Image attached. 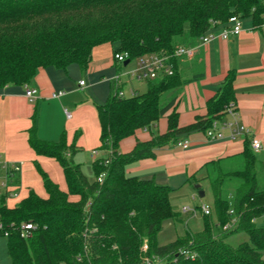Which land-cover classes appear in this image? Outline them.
Segmentation results:
<instances>
[{
  "label": "trees",
  "instance_id": "16d2710c",
  "mask_svg": "<svg viewBox=\"0 0 264 264\" xmlns=\"http://www.w3.org/2000/svg\"><path fill=\"white\" fill-rule=\"evenodd\" d=\"M233 15L261 26L264 0H0V89L30 82L41 67L67 71L78 65L84 70L94 47L103 43H111L114 53L127 52L132 61L153 53L167 56L174 67L172 75L148 81L145 92L125 97L112 91L98 105L102 155L93 162V182L74 161L76 144L43 141L36 128L30 131L36 153L61 163L68 192L43 173L47 198L32 191L9 208L0 195L10 264H264V224H257L264 215V165L250 142L240 156L205 165L202 179L212 189L213 211L202 214L201 231L184 229L168 244L158 241L164 223L182 221L171 202L172 187L126 173L129 165L155 158L165 147L195 131L206 133L222 120L227 106L237 102L234 72L208 101L206 115L181 127L173 110L166 132L138 142L131 152L119 151L123 139L153 126L173 108L172 91L202 76L182 75L184 57L175 55L176 47L195 46ZM202 179L192 176L188 182L200 184ZM70 195L80 199L73 201ZM233 218L234 225L225 230ZM28 222L34 229L23 238L21 228ZM238 231L249 240L234 247L227 239Z\"/></svg>",
  "mask_w": 264,
  "mask_h": 264
},
{
  "label": "crops",
  "instance_id": "0c3cea01",
  "mask_svg": "<svg viewBox=\"0 0 264 264\" xmlns=\"http://www.w3.org/2000/svg\"><path fill=\"white\" fill-rule=\"evenodd\" d=\"M214 31L219 33L221 27ZM193 47L195 55L181 59L180 70L185 76L199 73L202 76L177 90L173 95L176 96L173 108L153 126L138 129L123 139L119 151L131 152L138 142L149 141L153 135L166 132L168 115L173 110L179 114L181 127L206 115L208 101L218 93L230 72L235 73L238 123L247 128L249 133L233 137L231 130L226 129L223 139L210 141L204 132L195 131L185 138L191 142L187 149L171 145L159 151L155 158L142 159L127 167V176L153 179L157 184L169 185L173 189L172 193L187 189L192 176L202 179L208 163L240 156L246 142H251L253 138L262 142V150L253 153L264 165L263 25L254 26L252 19L247 18L244 19V30L239 35L227 40L217 38L205 45L199 40ZM128 67L117 64L111 43H103L94 47L91 62L84 70L78 65H71L67 71L53 66L41 67L30 82L9 84L0 89V195H4L7 207H16L32 191L47 198L43 173L62 191L68 192L61 163L54 157L39 155L33 149L30 143V131L33 128H36L38 138L43 141H65L67 146L76 144L79 150L74 155V161L81 165L90 182L95 180L93 162L102 155L99 151L101 126L98 105L105 104L109 99L115 75L126 71ZM80 81H84V85ZM144 83L147 85V82L132 81L125 83L123 89L129 96L133 91L143 93L147 90ZM27 88L35 90L34 102L26 96ZM59 91L65 94L52 98V94ZM66 111L71 113V117H67ZM232 119L229 114L223 118L226 121ZM94 151H98V154L94 155ZM19 164L21 169L14 171L12 166ZM200 185L206 188L209 183L202 179ZM70 199L78 201L80 197L70 195ZM196 212L189 220L197 218L202 221V216L196 215ZM167 221L175 222L172 219ZM257 224H264V215L257 220ZM190 227L193 232H199L203 229V223L196 229Z\"/></svg>",
  "mask_w": 264,
  "mask_h": 264
},
{
  "label": "built area",
  "instance_id": "2783aa9c",
  "mask_svg": "<svg viewBox=\"0 0 264 264\" xmlns=\"http://www.w3.org/2000/svg\"><path fill=\"white\" fill-rule=\"evenodd\" d=\"M264 28V23L262 24ZM217 27H221V31L219 33L215 32L214 30ZM244 30V19L238 15L231 16L225 26H216L211 31H208L205 35L200 38L201 44L205 45L217 38H221L223 40L229 39L233 35H239ZM196 53V50L193 46H186V45H179L175 49V55L178 57L184 58H192ZM114 59L119 65H125L127 60H132L129 57L127 52H118L114 53ZM135 66L132 69H127L126 71L122 70L121 72L117 73L113 78V91L117 92L120 96H126V93L123 89L125 83H130L132 81L138 82H148L150 80H154L156 78L162 77L164 75H172L174 73L173 64L169 62V58L164 55L160 54H147L141 56L135 60ZM129 63V64H130ZM128 64V65H129ZM125 65V67H128ZM81 85H84V81H80ZM65 92L59 91L52 94V98H59L63 96ZM134 91L132 92L131 96L136 95ZM26 96L29 98L30 101L34 102L35 97V90L33 88L26 89ZM226 114H229L233 117L230 120H216L212 124V126L206 131L205 135L208 140L216 141L219 139H223L225 137V130H231V136L238 135L241 133H249V130L243 126H240L238 123V114L236 105L230 104L226 108ZM67 117H71V113L66 111ZM177 146L187 149L191 142L189 139H184L179 141ZM251 150L254 153H258L262 150L263 145L261 140L257 138H253L250 142ZM94 155L98 154V151L93 152ZM14 171H19L21 169V165H13L12 166ZM105 174L102 173L100 176L97 177L99 182H102L104 179ZM193 210L190 206H183L182 211L188 212ZM197 210V209H196ZM196 210H194L196 212ZM213 211L212 206L210 204H203L201 205V212L202 214L209 215ZM230 213L233 214V210H230ZM235 219L233 218L232 221L228 222L224 229H230L234 223ZM34 229L33 223H24L21 228V236L23 238H28L30 236L31 231ZM0 233H3L6 237L9 236V231L6 228V225L2 220H0Z\"/></svg>",
  "mask_w": 264,
  "mask_h": 264
},
{
  "label": "rangeland",
  "instance_id": "374dc122",
  "mask_svg": "<svg viewBox=\"0 0 264 264\" xmlns=\"http://www.w3.org/2000/svg\"><path fill=\"white\" fill-rule=\"evenodd\" d=\"M128 69H132L135 66V61H132L128 65ZM144 86H147L144 83ZM145 89V87H143ZM175 94L174 91L170 93V96H173ZM126 96L129 97V93L126 91ZM243 167V161L241 159V164L238 166V168ZM209 183V182H208ZM195 185H190L188 186L187 189L179 190L171 194V200L173 204V208L177 210L181 215H182V221L181 222H172V221H167L166 224L163 225L162 230L160 231L158 235V241L160 244H168L172 241H174L179 234L184 232V229H187L189 226L190 228H198L200 225H202L201 220H189L191 217L195 215L196 209L199 207V211L196 210V215H201L202 213L200 212L201 205L203 204H210L211 206L213 205V195H212V189L210 187V184L205 188L201 187L206 193L204 197L199 196V189H197ZM194 195V199H193ZM182 206H190L193 210H190L188 212H183L182 211ZM188 221H190L188 223ZM200 223V224H199ZM262 222L260 221L259 224ZM196 224V225H195ZM249 236L246 232L244 231H238L233 233L232 235L229 236L227 239V242L236 247L241 245L242 243L248 242ZM7 246H8V237L5 235H0V264H10V259L7 253ZM264 255V252H263Z\"/></svg>",
  "mask_w": 264,
  "mask_h": 264
},
{
  "label": "water",
  "instance_id": "95a60500",
  "mask_svg": "<svg viewBox=\"0 0 264 264\" xmlns=\"http://www.w3.org/2000/svg\"><path fill=\"white\" fill-rule=\"evenodd\" d=\"M130 63V60H127L126 62H125V65H128ZM197 189H199V191H198V193H199V196L202 198V197H204L205 196V191L203 190V189H201V185L200 184H197L196 186H195Z\"/></svg>",
  "mask_w": 264,
  "mask_h": 264
}]
</instances>
